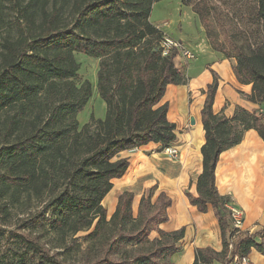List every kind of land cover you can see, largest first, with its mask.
Segmentation results:
<instances>
[{
    "label": "trees",
    "instance_id": "obj_1",
    "mask_svg": "<svg viewBox=\"0 0 264 264\" xmlns=\"http://www.w3.org/2000/svg\"><path fill=\"white\" fill-rule=\"evenodd\" d=\"M157 1L15 0L8 24L0 8V264H171L179 251L183 231L158 229L171 204L163 193L155 201L152 193L142 196L136 215L130 192L117 197L109 219L102 205L128 169L121 153L149 144L162 151L176 140L168 105L160 103L167 86H184L188 78L175 65L177 50L161 55L164 33L150 22ZM200 1L181 3L197 17L211 50L232 60L214 42ZM247 2L261 37L255 46L236 47L232 71L251 86L246 100L264 106V0ZM76 53L98 61L96 90L105 105L103 119L91 115L82 126L77 117L91 86L76 84ZM211 73L200 111L205 142L197 195L186 197L199 213L212 209L222 249H196L193 264H232L252 251L264 255V226L254 233L232 226L215 168L244 132L264 139V111L215 114L218 77ZM73 251L81 258L68 261Z\"/></svg>",
    "mask_w": 264,
    "mask_h": 264
},
{
    "label": "crops",
    "instance_id": "obj_2",
    "mask_svg": "<svg viewBox=\"0 0 264 264\" xmlns=\"http://www.w3.org/2000/svg\"><path fill=\"white\" fill-rule=\"evenodd\" d=\"M161 31L195 55L194 61L181 60L187 84L167 86L160 103L168 105L167 120L176 127V140L171 146L178 149L179 156L177 159L167 157L162 151H157L156 144L137 149L134 154H130L131 151L121 153L120 157L127 158L129 166L121 179L113 181L110 192L116 189L118 196L124 192L132 193V207L136 209L141 197L149 193H152L153 201L161 193L169 198L167 221L158 229L165 233L183 231L182 241L177 245L179 251L170 257V262L193 264L196 249L210 248L215 252L222 249L212 209L199 213L186 197V193L193 197L197 195L195 183L202 170L200 149L205 142L200 111L205 100L204 92L212 83L211 72L218 77L212 106L215 114L231 118L236 108L256 114L263 110L258 104L246 100L245 97L251 94V86L237 82L232 71L234 61L211 51L205 40L196 39V44H183L180 39ZM198 52L204 55V61H199ZM215 186L219 195L227 198L225 207L231 206L242 212L243 231L254 233L264 226V139L254 130L244 132L238 145L220 154L215 168ZM151 235L152 238L157 237L155 232ZM248 261L250 264H264V255L252 251Z\"/></svg>",
    "mask_w": 264,
    "mask_h": 264
},
{
    "label": "rangeland",
    "instance_id": "obj_3",
    "mask_svg": "<svg viewBox=\"0 0 264 264\" xmlns=\"http://www.w3.org/2000/svg\"><path fill=\"white\" fill-rule=\"evenodd\" d=\"M14 1L15 0H0V8L5 16L4 22H7L6 24L12 20L10 14L13 13L11 7ZM200 4L204 6L205 11L207 10L209 12L208 19L214 42L220 46L224 54H228L232 57V60L230 61H233L236 54V47H246L248 44L255 46L258 44L261 37V29L258 25L254 24L247 14L250 8L247 0H201ZM67 21L69 23L70 18H68ZM150 22L161 30L168 32L175 39H180L183 44L192 45V43L196 44V39H201V42L205 40L208 48L211 50L200 22L190 8L182 5L181 0H160L155 2L152 6ZM167 36L170 37L169 35ZM217 54L224 57L223 54ZM197 55L199 61H204L205 58L203 54L198 52ZM75 60L79 65L76 84L79 85L84 81H88L91 86V98L84 110L80 112L77 117L80 126H82L89 121L91 115L97 119H103L105 115V105L98 96L96 90L98 61L80 53L75 54ZM181 60L184 59L179 56L178 59L175 60V65L184 69ZM258 105L262 107V110L264 111L263 104ZM134 153L135 151L130 152V154ZM113 191L114 192H110L102 202V205L107 212V219L113 214L118 197L116 189ZM109 196L111 198H109ZM112 199H114L115 203ZM151 201H153V198H151ZM133 213L134 215L137 213L135 207H133ZM150 239H152V235L150 236ZM85 248L86 245L83 242H80V251H83ZM99 249L100 248L98 247L91 251L85 260L92 262L97 256ZM73 256L77 257L75 260L81 258L80 256H77L75 251H73L70 254L71 258L69 257L68 261H70ZM74 264H77V262Z\"/></svg>",
    "mask_w": 264,
    "mask_h": 264
},
{
    "label": "built area",
    "instance_id": "obj_4",
    "mask_svg": "<svg viewBox=\"0 0 264 264\" xmlns=\"http://www.w3.org/2000/svg\"><path fill=\"white\" fill-rule=\"evenodd\" d=\"M159 48L162 56H167L172 50H177L179 52V56L182 57L185 61H194L195 55L193 52L185 48L180 42H177L166 34L162 35L161 40L159 41ZM137 149H133L131 151H136ZM163 154L171 159H177L179 156V151L176 147L168 146L162 150ZM226 209L229 212V216L231 219L232 226L242 231V212L234 207L226 206ZM232 264H250L248 261V257L238 259L235 257L233 259Z\"/></svg>",
    "mask_w": 264,
    "mask_h": 264
},
{
    "label": "water",
    "instance_id": "obj_5",
    "mask_svg": "<svg viewBox=\"0 0 264 264\" xmlns=\"http://www.w3.org/2000/svg\"><path fill=\"white\" fill-rule=\"evenodd\" d=\"M190 121H191V124H193V123H194V121H193V119H192V118H191V120H190Z\"/></svg>",
    "mask_w": 264,
    "mask_h": 264
}]
</instances>
